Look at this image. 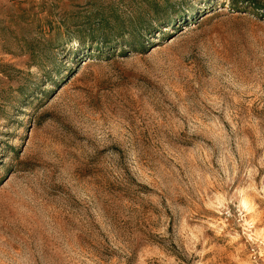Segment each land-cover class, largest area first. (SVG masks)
<instances>
[{"label":"rangeland","instance_id":"rangeland-1","mask_svg":"<svg viewBox=\"0 0 264 264\" xmlns=\"http://www.w3.org/2000/svg\"><path fill=\"white\" fill-rule=\"evenodd\" d=\"M0 264H264V0H0Z\"/></svg>","mask_w":264,"mask_h":264}]
</instances>
